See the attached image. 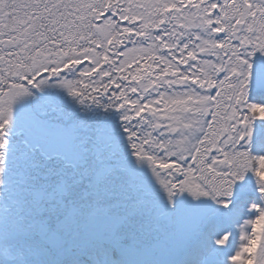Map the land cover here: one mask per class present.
Here are the masks:
<instances>
[{
  "label": "snow or ice",
  "instance_id": "1",
  "mask_svg": "<svg viewBox=\"0 0 264 264\" xmlns=\"http://www.w3.org/2000/svg\"><path fill=\"white\" fill-rule=\"evenodd\" d=\"M0 264H264V0H0Z\"/></svg>",
  "mask_w": 264,
  "mask_h": 264
}]
</instances>
